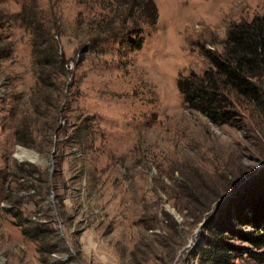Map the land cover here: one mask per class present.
<instances>
[{"label":"rangeland","instance_id":"obj_1","mask_svg":"<svg viewBox=\"0 0 264 264\" xmlns=\"http://www.w3.org/2000/svg\"><path fill=\"white\" fill-rule=\"evenodd\" d=\"M117 1L0 0V264H199L205 218L187 200L264 181V109L217 125L178 90L264 0H152L141 50ZM24 12L57 41L59 67L34 63Z\"/></svg>","mask_w":264,"mask_h":264},{"label":"trees","instance_id":"obj_2","mask_svg":"<svg viewBox=\"0 0 264 264\" xmlns=\"http://www.w3.org/2000/svg\"><path fill=\"white\" fill-rule=\"evenodd\" d=\"M118 10L128 7L135 12V50L144 44V24L155 26L158 10L152 0H118ZM137 15V16H136ZM29 19L33 28L34 63L44 70L53 64H62L58 44L47 33L45 24ZM206 57L210 68L202 76L195 74L181 77L178 90L189 109L195 110L217 125H229L240 105L264 109V16L251 22H241L230 28L221 53L208 50ZM247 194L239 198H189L186 210L193 217L202 218L203 236L196 247L199 264H236L243 258L264 263V181L253 180L246 188ZM252 190L257 193L253 194ZM219 205L217 206V203ZM33 228L23 230L26 238L36 239L41 230L32 222Z\"/></svg>","mask_w":264,"mask_h":264},{"label":"bare ground","instance_id":"obj_3","mask_svg":"<svg viewBox=\"0 0 264 264\" xmlns=\"http://www.w3.org/2000/svg\"><path fill=\"white\" fill-rule=\"evenodd\" d=\"M18 157L21 160H28V161H32V162H37L38 161V157L35 153L33 152H27L24 150H21L18 154Z\"/></svg>","mask_w":264,"mask_h":264},{"label":"water","instance_id":"obj_4","mask_svg":"<svg viewBox=\"0 0 264 264\" xmlns=\"http://www.w3.org/2000/svg\"><path fill=\"white\" fill-rule=\"evenodd\" d=\"M31 162H32V161H31ZM225 199H226V198H224L222 201H224ZM219 203H220V202L217 203V206L219 205ZM172 212L175 214V212H174L173 210H172ZM175 215H176V214H175ZM177 219L180 220L178 216H177Z\"/></svg>","mask_w":264,"mask_h":264}]
</instances>
